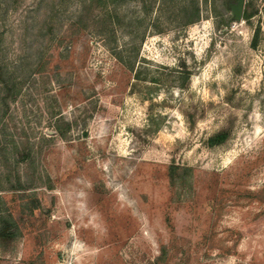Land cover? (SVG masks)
Instances as JSON below:
<instances>
[{
  "label": "rangeland",
  "instance_id": "1",
  "mask_svg": "<svg viewBox=\"0 0 264 264\" xmlns=\"http://www.w3.org/2000/svg\"><path fill=\"white\" fill-rule=\"evenodd\" d=\"M236 1L0 0V264H264V0Z\"/></svg>",
  "mask_w": 264,
  "mask_h": 264
},
{
  "label": "trees",
  "instance_id": "2",
  "mask_svg": "<svg viewBox=\"0 0 264 264\" xmlns=\"http://www.w3.org/2000/svg\"><path fill=\"white\" fill-rule=\"evenodd\" d=\"M114 0H112L113 2ZM245 16L246 19L249 18V15L246 14L245 12V7H244V14L243 17ZM109 19H111V16H108ZM199 20V9L198 7L194 6L192 12L190 13V17L187 19L186 25H190V24H194L195 22H197ZM257 41L255 40L253 42V46H256ZM117 59L119 60V62L124 65L128 70H130L131 72H134V65H131V63H127L125 62L120 56L117 55ZM135 79L140 81V73L135 71ZM5 88L7 89V93L10 92L8 91L9 87L7 85H5ZM11 91H13L14 93L12 94L13 98H16V96L19 93V90H15V86L14 85H10ZM7 97H3L2 101H6ZM57 134L59 135V127H57L56 130ZM225 140V135H221V136H217L215 137V139L212 140V143L214 142H222ZM20 188H22V186L20 185ZM32 204H34L35 202L32 200L31 201ZM36 203L37 200H36ZM28 206V204L26 205ZM31 209V208H30ZM39 209V204L37 205H33L32 206V210L31 213L35 210ZM19 234V228L17 226V223L15 222L13 216L10 213H7L5 215H1L0 217V243L3 242H10L13 241L14 239H16L18 237Z\"/></svg>",
  "mask_w": 264,
  "mask_h": 264
},
{
  "label": "water",
  "instance_id": "3",
  "mask_svg": "<svg viewBox=\"0 0 264 264\" xmlns=\"http://www.w3.org/2000/svg\"><path fill=\"white\" fill-rule=\"evenodd\" d=\"M245 7V0H237L234 3H230L229 9L231 11L232 18L235 22H240L243 19Z\"/></svg>",
  "mask_w": 264,
  "mask_h": 264
}]
</instances>
